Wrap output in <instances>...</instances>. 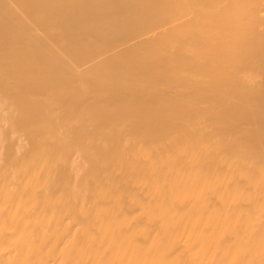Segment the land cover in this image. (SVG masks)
<instances>
[{
  "label": "bare ground",
  "instance_id": "1",
  "mask_svg": "<svg viewBox=\"0 0 264 264\" xmlns=\"http://www.w3.org/2000/svg\"><path fill=\"white\" fill-rule=\"evenodd\" d=\"M101 1L0 0V264H264V0Z\"/></svg>",
  "mask_w": 264,
  "mask_h": 264
},
{
  "label": "rangeland",
  "instance_id": "2",
  "mask_svg": "<svg viewBox=\"0 0 264 264\" xmlns=\"http://www.w3.org/2000/svg\"><path fill=\"white\" fill-rule=\"evenodd\" d=\"M110 1H111V0H107V1H106V0H104V1L102 0V1H101V5L106 6V7H108V6H109V7H112V1H113V3L115 4V6H113V8H114V7L116 8V6H117L118 9H120L119 7H123V5H120V2H119L118 5H116V3H118L117 1H115V2H114V0H112L111 2H110ZM109 2H110V3H109ZM122 2H123V3H122ZM124 2H125L124 0L121 1L122 4H124ZM103 3H104V4H103ZM114 4H113V5H114ZM110 5H111V6H110ZM109 12H110V11H109Z\"/></svg>",
  "mask_w": 264,
  "mask_h": 264
}]
</instances>
